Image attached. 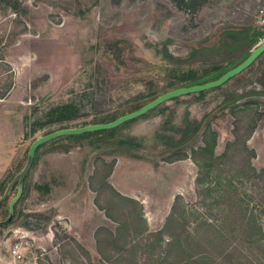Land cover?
Listing matches in <instances>:
<instances>
[{
    "label": "rangeland",
    "instance_id": "1",
    "mask_svg": "<svg viewBox=\"0 0 264 264\" xmlns=\"http://www.w3.org/2000/svg\"><path fill=\"white\" fill-rule=\"evenodd\" d=\"M248 27H264V0H0V97L15 89L27 127L0 183V264H264V240L244 241L251 230L233 215L239 198L249 210L264 200L253 171L264 168V47L225 82L89 134L91 143L56 136L23 173L26 151L48 133L216 75L204 76L242 53ZM68 103L81 107L77 117L40 126ZM132 195L161 226L148 227ZM80 198L81 211L69 208ZM200 217L223 224L218 245ZM184 230L204 245L189 249Z\"/></svg>",
    "mask_w": 264,
    "mask_h": 264
},
{
    "label": "trees",
    "instance_id": "2",
    "mask_svg": "<svg viewBox=\"0 0 264 264\" xmlns=\"http://www.w3.org/2000/svg\"><path fill=\"white\" fill-rule=\"evenodd\" d=\"M173 1L176 2L177 4H180V6L185 4V0H173ZM262 38H264V27L260 29H255L254 27H248L247 39H246L247 44L245 49L242 51V53L236 58L232 59L231 61H228L226 65L215 66L204 74V76H208L213 74L214 72H218L216 75L209 77V79L207 80H201V81H197L195 78H193L188 81L189 84L187 85L186 88L176 89L167 94L160 95L157 98L152 97L151 95L141 96L132 104L122 107L119 110L114 111L111 114H108L104 117L95 118L90 123L84 124L81 127H78L76 129L63 128L59 131L60 132L59 135L60 136L62 135L64 139L72 143L73 142L91 143L94 141L93 140L94 135H89V134L112 129L115 126L125 121H128L141 113L146 112L147 110L151 109L153 106L167 99L173 98L174 100H178L177 96L180 94L186 92H192L195 90L203 91L205 88L209 86L219 85L225 82L226 80H228L232 75L242 70L248 63L251 62V60L264 47L263 45L255 52L253 53L251 52V49L254 46H256ZM79 110H81V107L77 106L75 103H68L62 106L55 107L49 112L50 119L46 122H42L40 126L43 127L47 125L49 122H53V121L64 122V121L73 120L75 117H77ZM36 131L37 128L34 127L32 129V132L34 133ZM60 136L58 139H61ZM44 144L45 142L38 143L35 148L39 149ZM200 150L205 152L211 151L208 143H206L205 146H202ZM123 153L128 156H133L129 151H123ZM213 157H216L215 154L213 155ZM253 171L256 174L257 172H260L261 173L260 176L264 177V168H262L260 171L254 168ZM199 188L204 190L205 187L201 185V187ZM221 196L222 195L220 194V192L217 193V197H221ZM180 199H182V195H177L175 200L180 201ZM236 205L239 206V210L236 214L233 213V215L235 216L234 220L238 224L239 222L242 224L246 223V226L251 230L247 239L245 237V239L243 240L244 241L247 240V242H249L250 244L260 247L263 243L262 241L264 240V228L261 217V215L264 214V200L257 202L255 204V209H253L254 208L253 207L252 210H249L248 204L245 203V200L243 198H239L238 203ZM238 213L240 215L239 217L237 216ZM176 215L177 214L174 212L171 218H169V222L176 221ZM211 220L212 219H209L207 217H200L199 221L197 222V227H200L201 225H208L209 229L213 228L216 231V233H214V235L212 236V240L216 245H218L219 240L224 239V234L220 230L222 229L223 224H220L219 220L216 221L219 224L213 223ZM181 227H183L182 224ZM218 227L220 228L218 229ZM183 234L186 235L185 237L187 239L186 241L189 242V240L191 241L192 239V242L194 243L193 245L191 244V246L190 245L188 246L189 249H195L197 246L204 245L203 237L198 235V230H184ZM173 237L174 239L171 245L179 244L180 247H182L181 246L183 241L182 237H180L177 234H174ZM196 256L200 257L201 255L200 253H196L191 257L194 259V257Z\"/></svg>",
    "mask_w": 264,
    "mask_h": 264
},
{
    "label": "crops",
    "instance_id": "3",
    "mask_svg": "<svg viewBox=\"0 0 264 264\" xmlns=\"http://www.w3.org/2000/svg\"><path fill=\"white\" fill-rule=\"evenodd\" d=\"M14 92L15 89L13 88L8 92V94L5 97H0V183L7 176L8 172L12 169L13 164L16 162L19 156L18 141L25 136L26 128H27L25 113H23V109H22L23 107L21 105L20 106L13 105V100L15 98ZM59 131L60 130H57L53 133H48L47 135L41 137L39 140H37L35 145L41 142L42 143L47 142L55 138L56 136H59ZM33 148L34 147H31L29 151L28 150L26 151L27 163ZM37 150H38L37 148H34V153L37 152ZM51 156H53L51 153L47 154V158L50 159ZM148 168H149L148 165L145 164L141 165V170H146L147 172H149ZM143 174H145V172ZM138 177H140V175H136L135 178H137V181H140L141 179H139ZM135 178L132 177V179ZM137 181H135V183L131 181L130 186L137 184ZM154 189L157 188L154 187ZM158 190H160L159 187ZM88 192H91V190L88 189L87 193ZM177 195H181V193L180 194L178 193ZM132 196H134L133 198H135L142 204L145 211L144 217L147 221L148 227L156 228L158 225L161 226L160 223L159 224L155 223L156 218L155 216L152 217L151 209L147 207L148 205L146 200L136 195H132ZM80 202H81V198L79 202L69 203L68 206L72 210L81 211L82 210L81 205L83 203ZM54 206L56 207V210H55V214L53 215V219L58 220L60 219V214L62 215L61 210H64V208H62L60 203L58 202L55 203ZM149 206L153 207L150 202H149ZM166 212L169 213L170 210H167ZM77 220L81 224L82 222H84L85 219L78 217ZM49 225H51V223H49Z\"/></svg>",
    "mask_w": 264,
    "mask_h": 264
},
{
    "label": "water",
    "instance_id": "4",
    "mask_svg": "<svg viewBox=\"0 0 264 264\" xmlns=\"http://www.w3.org/2000/svg\"><path fill=\"white\" fill-rule=\"evenodd\" d=\"M59 134H60V132H59ZM33 147L35 148L36 145H34ZM34 148H33L32 152H31V155L29 156L28 163H27L26 167L24 168L23 173L27 172V170L29 169V167L31 165V161H32V158H33V155H34Z\"/></svg>",
    "mask_w": 264,
    "mask_h": 264
},
{
    "label": "built area",
    "instance_id": "5",
    "mask_svg": "<svg viewBox=\"0 0 264 264\" xmlns=\"http://www.w3.org/2000/svg\"><path fill=\"white\" fill-rule=\"evenodd\" d=\"M13 252L16 254L18 252V246H16L14 249H13Z\"/></svg>",
    "mask_w": 264,
    "mask_h": 264
}]
</instances>
